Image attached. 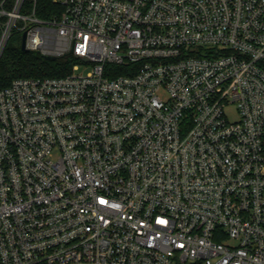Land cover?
Here are the masks:
<instances>
[{"label": "built area", "instance_id": "2783aa9c", "mask_svg": "<svg viewBox=\"0 0 264 264\" xmlns=\"http://www.w3.org/2000/svg\"><path fill=\"white\" fill-rule=\"evenodd\" d=\"M22 2L75 63L0 89V264H264V0Z\"/></svg>", "mask_w": 264, "mask_h": 264}, {"label": "trees", "instance_id": "16d2710c", "mask_svg": "<svg viewBox=\"0 0 264 264\" xmlns=\"http://www.w3.org/2000/svg\"><path fill=\"white\" fill-rule=\"evenodd\" d=\"M15 0H0V9L9 12ZM63 9L54 0H23L19 13L34 15L39 20H51L61 15ZM6 17L1 16L0 22ZM20 25V23H18ZM21 33L14 31L7 40L0 56V89L10 85L14 79L61 78L71 72L75 59L66 55L54 60H45L39 53L20 50ZM124 73L118 70V74Z\"/></svg>", "mask_w": 264, "mask_h": 264}, {"label": "rangeland", "instance_id": "374dc122", "mask_svg": "<svg viewBox=\"0 0 264 264\" xmlns=\"http://www.w3.org/2000/svg\"><path fill=\"white\" fill-rule=\"evenodd\" d=\"M83 71V68L82 67H79V70L77 73H81ZM84 72V71H83ZM228 119L229 121H236L237 120V116L236 114L234 113L233 109H230L229 110V115H228Z\"/></svg>", "mask_w": 264, "mask_h": 264}, {"label": "water", "instance_id": "95a60500", "mask_svg": "<svg viewBox=\"0 0 264 264\" xmlns=\"http://www.w3.org/2000/svg\"><path fill=\"white\" fill-rule=\"evenodd\" d=\"M24 42H25V34L23 33L21 36V40H20V50L21 51H26L25 47H24ZM45 60H54V57H44Z\"/></svg>", "mask_w": 264, "mask_h": 264}]
</instances>
